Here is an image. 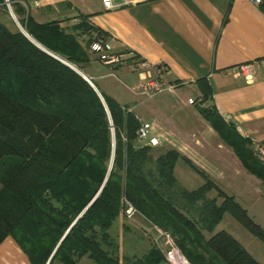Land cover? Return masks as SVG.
Listing matches in <instances>:
<instances>
[{"label": "trees", "instance_id": "1", "mask_svg": "<svg viewBox=\"0 0 264 264\" xmlns=\"http://www.w3.org/2000/svg\"><path fill=\"white\" fill-rule=\"evenodd\" d=\"M7 2L46 53L0 24V243L13 240L28 264H76L83 257L92 264H170L149 236L138 251L120 248L109 235L116 219H127L128 204L131 217L168 236L187 264H259L226 232L215 231L226 214L264 245V231L234 198L176 150L153 157V147H135L134 114L107 96L101 102L57 60L78 70L88 62L74 37L57 21L36 23L21 5ZM257 7L264 14V0ZM79 19L73 30L87 37L88 47L95 30ZM194 84L200 118L247 173L263 179L264 165L246 148L250 141L218 115L208 84ZM178 160L202 181L199 187L188 191L177 182Z\"/></svg>", "mask_w": 264, "mask_h": 264}, {"label": "crops", "instance_id": "2", "mask_svg": "<svg viewBox=\"0 0 264 264\" xmlns=\"http://www.w3.org/2000/svg\"><path fill=\"white\" fill-rule=\"evenodd\" d=\"M122 1L113 0L115 4ZM14 2L25 8L24 0ZM125 2L104 10L100 0H31L33 8L25 10L36 23L57 21L66 34L72 35L88 62L79 65V70L68 65L90 82L101 101V96L111 98L133 113L139 123L149 124L147 110L162 114L165 108L148 107L144 97L129 92L138 82L132 64L143 60L163 67L162 80L172 85L171 91L177 95L184 87L197 91L194 83L204 80L221 119L232 124L241 137L264 146V14L257 5L247 0ZM79 16L95 30L90 40L93 34L102 33L111 51L123 55L120 64L106 66L94 59L85 47L87 37L73 30ZM244 63L252 65L249 81L232 75L234 67ZM172 106L187 110L183 101ZM191 118L196 119L193 115ZM132 218L142 230L153 233V240L159 235L139 216ZM0 264L28 262L13 240L5 238L0 243Z\"/></svg>", "mask_w": 264, "mask_h": 264}, {"label": "rangeland", "instance_id": "3", "mask_svg": "<svg viewBox=\"0 0 264 264\" xmlns=\"http://www.w3.org/2000/svg\"><path fill=\"white\" fill-rule=\"evenodd\" d=\"M23 4L27 9L33 8L31 0H24ZM9 11L13 12L11 6H9ZM9 11L5 5V0H3V4L0 5V24L10 33L15 31L24 32L17 21L18 16L14 12L11 16ZM29 40L33 42L30 38ZM81 70L84 71V68H81ZM177 93L179 94L177 95L172 91L164 92L153 98L146 99L144 103L148 107H154V105L165 107L162 114L154 111L150 112L149 110L145 113L151 128V134L154 133L156 139H158V144L152 148L151 155L155 157L165 150L173 149L188 158L196 167L208 174L218 190L227 196H232L251 221L264 231V178H257L247 173L235 157L232 149L218 138L205 121L201 120L204 122L202 123L200 121L201 118L197 119L198 113L195 108V106L199 105V94L197 91L184 87L178 90ZM188 99L192 100L191 105L187 104ZM181 101L186 102L187 110L181 109L182 107L180 106L178 108L172 106L176 102ZM208 105L209 102H206L202 106ZM191 115L196 119L193 120ZM176 132H178L177 136H174L173 133ZM142 145L143 142L135 140V147ZM246 148L259 163L264 165V156L258 153L251 141ZM173 175L177 182L188 191L196 189L202 183L198 176L179 160L174 165ZM214 196L215 192L213 191L207 194L209 198ZM130 218L131 221H129ZM130 218L116 219L108 233L119 244L120 248L122 246L127 248V245H136V250H144L147 247V242L144 238L149 236V239L152 240L153 233L142 230L139 222L135 218ZM121 225L131 228L133 232L121 230ZM215 231L226 232L256 262L264 264V245L247 233L243 227L228 215H222ZM165 236L161 238L160 235H154L157 246L163 254L169 249L168 244L165 243ZM120 253H123L122 249ZM177 255H179L178 252ZM175 256L172 257V261L168 260L170 264H178L173 260ZM76 264L92 263L83 257Z\"/></svg>", "mask_w": 264, "mask_h": 264}, {"label": "built area", "instance_id": "4", "mask_svg": "<svg viewBox=\"0 0 264 264\" xmlns=\"http://www.w3.org/2000/svg\"><path fill=\"white\" fill-rule=\"evenodd\" d=\"M254 5H258L261 0H247ZM125 0L120 4H115L113 0H100V5L104 10H111L119 5L125 4ZM5 5L9 11V5L7 0H5ZM9 14L11 15L10 11ZM12 16V15H11ZM87 50L94 59L102 65L115 66L123 61V55L116 54L111 51V47L107 38L102 34H93L92 38L88 44ZM133 70L136 72L138 77L137 85L131 88L129 92L135 96H142L145 99H150L158 96L164 92H169L172 90V85H167L162 80L163 67L160 65H149L143 60H136L132 64ZM232 75L234 77H241L244 81L251 80L252 76V65L251 63H244L235 66L232 70ZM88 81V80H87ZM187 104H192V100L188 99ZM135 140L137 142H143L144 146L155 147L157 139L155 136L151 135V128L148 123H140L135 131ZM258 153L264 156V146L251 142ZM123 214L126 218H130L133 214V209L126 204L123 210ZM165 243L168 244L169 249L165 252V259L172 261V257L177 255V251L171 243L168 236H165ZM169 262V261H168ZM173 263V262H172Z\"/></svg>", "mask_w": 264, "mask_h": 264}, {"label": "water", "instance_id": "5", "mask_svg": "<svg viewBox=\"0 0 264 264\" xmlns=\"http://www.w3.org/2000/svg\"><path fill=\"white\" fill-rule=\"evenodd\" d=\"M23 36H25L28 40H29V38H28V36L26 35V33L25 32H21V31H19ZM30 41V40H29ZM31 42V41H30ZM34 46H36L38 49H40L41 51H43V52H45L41 47H39L38 45H36L35 43H33V42H31ZM46 53V52H45ZM56 59V58H55ZM58 60V59H57ZM60 61V60H59ZM61 63H63L62 61H60ZM65 66H67L68 68H70L72 71H74L77 75H79L80 77H82L89 85H90V87L92 88V86H91V84H90V82L89 81H87V79L86 78H84L81 74H79L76 70H74L71 66H69L68 64H66V63H63ZM98 95V94H97ZM102 102V101H101Z\"/></svg>", "mask_w": 264, "mask_h": 264}, {"label": "bare ground", "instance_id": "6", "mask_svg": "<svg viewBox=\"0 0 264 264\" xmlns=\"http://www.w3.org/2000/svg\"><path fill=\"white\" fill-rule=\"evenodd\" d=\"M173 260L176 261L178 264H187L184 259L179 255H176Z\"/></svg>", "mask_w": 264, "mask_h": 264}]
</instances>
